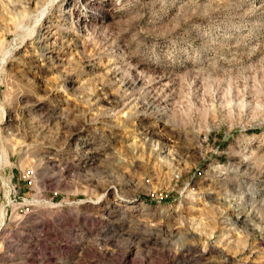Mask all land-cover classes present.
Masks as SVG:
<instances>
[{
    "label": "rangeland",
    "instance_id": "obj_1",
    "mask_svg": "<svg viewBox=\"0 0 264 264\" xmlns=\"http://www.w3.org/2000/svg\"><path fill=\"white\" fill-rule=\"evenodd\" d=\"M0 264H264V0H0Z\"/></svg>",
    "mask_w": 264,
    "mask_h": 264
}]
</instances>
